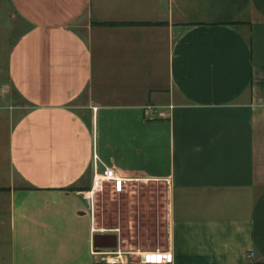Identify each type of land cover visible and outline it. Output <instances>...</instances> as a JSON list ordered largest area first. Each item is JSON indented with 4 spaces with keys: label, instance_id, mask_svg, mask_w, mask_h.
<instances>
[{
    "label": "crops",
    "instance_id": "crops-1",
    "mask_svg": "<svg viewBox=\"0 0 264 264\" xmlns=\"http://www.w3.org/2000/svg\"><path fill=\"white\" fill-rule=\"evenodd\" d=\"M10 4L0 264H264V0ZM95 166L134 220L99 226Z\"/></svg>",
    "mask_w": 264,
    "mask_h": 264
},
{
    "label": "rangeland",
    "instance_id": "rangeland-1",
    "mask_svg": "<svg viewBox=\"0 0 264 264\" xmlns=\"http://www.w3.org/2000/svg\"><path fill=\"white\" fill-rule=\"evenodd\" d=\"M29 25L15 15L14 9L10 4V0H0V88L8 83L6 73L8 54L11 47L18 39L19 35L25 32ZM0 91L2 92V90ZM11 93V92H10ZM12 96V93H11ZM97 195L96 200V216L100 227L111 228L118 223H129L130 216H127V210H124L123 218L113 217V198L112 191L109 187ZM126 215V216H125ZM133 223V222H132ZM150 242H157L154 235L151 236Z\"/></svg>",
    "mask_w": 264,
    "mask_h": 264
},
{
    "label": "built area",
    "instance_id": "built-area-1",
    "mask_svg": "<svg viewBox=\"0 0 264 264\" xmlns=\"http://www.w3.org/2000/svg\"><path fill=\"white\" fill-rule=\"evenodd\" d=\"M173 106L169 105L168 108L171 109ZM145 113L150 112L151 114H156L159 112V107L156 105H147L144 107ZM163 117H168L167 112L163 114ZM95 174L92 181V189L90 190V195L86 198L91 207L93 206V197L95 192H102L106 186L110 185L111 191L114 194L122 193L125 189L126 179L119 176L116 171L110 167H104L102 171L98 172L97 166L94 167ZM170 258L168 254L164 251H155L152 256V263L154 264H169Z\"/></svg>",
    "mask_w": 264,
    "mask_h": 264
},
{
    "label": "water",
    "instance_id": "water-1",
    "mask_svg": "<svg viewBox=\"0 0 264 264\" xmlns=\"http://www.w3.org/2000/svg\"><path fill=\"white\" fill-rule=\"evenodd\" d=\"M94 246L96 248L115 249L118 247V236L115 233H98L94 237Z\"/></svg>",
    "mask_w": 264,
    "mask_h": 264
},
{
    "label": "trees",
    "instance_id": "trees-1",
    "mask_svg": "<svg viewBox=\"0 0 264 264\" xmlns=\"http://www.w3.org/2000/svg\"><path fill=\"white\" fill-rule=\"evenodd\" d=\"M130 25H143V24H149V23H129Z\"/></svg>",
    "mask_w": 264,
    "mask_h": 264
}]
</instances>
